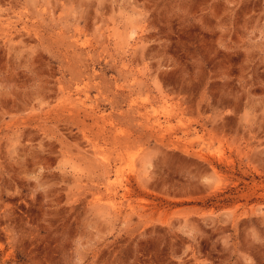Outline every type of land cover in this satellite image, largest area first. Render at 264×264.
Here are the masks:
<instances>
[{"label":"rangeland","instance_id":"374dc122","mask_svg":"<svg viewBox=\"0 0 264 264\" xmlns=\"http://www.w3.org/2000/svg\"><path fill=\"white\" fill-rule=\"evenodd\" d=\"M0 264H264V0H0Z\"/></svg>","mask_w":264,"mask_h":264},{"label":"bare ground","instance_id":"6f19581e","mask_svg":"<svg viewBox=\"0 0 264 264\" xmlns=\"http://www.w3.org/2000/svg\"><path fill=\"white\" fill-rule=\"evenodd\" d=\"M103 166V165H102ZM104 167V166H103Z\"/></svg>","mask_w":264,"mask_h":264}]
</instances>
